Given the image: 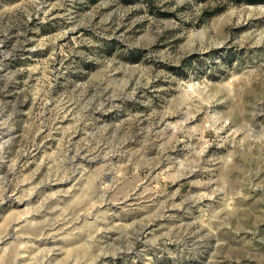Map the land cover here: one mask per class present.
<instances>
[{"label": "rangeland", "instance_id": "rangeland-1", "mask_svg": "<svg viewBox=\"0 0 264 264\" xmlns=\"http://www.w3.org/2000/svg\"><path fill=\"white\" fill-rule=\"evenodd\" d=\"M0 264H264V0H0Z\"/></svg>", "mask_w": 264, "mask_h": 264}, {"label": "trees", "instance_id": "trees-1", "mask_svg": "<svg viewBox=\"0 0 264 264\" xmlns=\"http://www.w3.org/2000/svg\"><path fill=\"white\" fill-rule=\"evenodd\" d=\"M236 2H241L242 0H235ZM243 1H245V2H248V3H255V2H257L258 0H243ZM219 11H221V10H218V11H215V12H212V13H207L209 16H212L213 14H215V13H217V12H219Z\"/></svg>", "mask_w": 264, "mask_h": 264}]
</instances>
